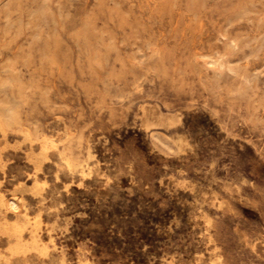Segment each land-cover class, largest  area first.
<instances>
[{"label": "rangeland", "instance_id": "obj_1", "mask_svg": "<svg viewBox=\"0 0 264 264\" xmlns=\"http://www.w3.org/2000/svg\"><path fill=\"white\" fill-rule=\"evenodd\" d=\"M0 107V264H264V0H0Z\"/></svg>", "mask_w": 264, "mask_h": 264}, {"label": "bare ground", "instance_id": "obj_2", "mask_svg": "<svg viewBox=\"0 0 264 264\" xmlns=\"http://www.w3.org/2000/svg\"><path fill=\"white\" fill-rule=\"evenodd\" d=\"M19 29H20V28H19ZM210 63H211V62H210ZM16 90H17V89H16ZM119 97H120V96H119ZM8 103H9V102H8ZM132 103H133V102H132ZM1 104H3V103L1 102ZM143 104H144V103H143ZM143 104H142V105H143ZM6 105H7V104H6ZM9 105H10V107H11L12 103H11V104H8V107H9ZM13 105H14V104H13ZM16 105H17V104H16ZM16 105H15V106H16ZM4 106H5V105H4ZM17 106H18V105H17ZM17 106H16V107H17ZM13 107H14V106H12V108H13ZM14 108H15V107H14ZM0 109H2V108L0 107ZM4 109H5V108H4ZM7 110H8V109H7ZM2 111H4V110H2ZM9 111H10V109H9ZM9 111H8V112H9ZM4 112H5V111H4ZM4 112H3V113H4ZM8 112H7V114H8ZM126 112H127V111H126ZM9 114H10V113H9ZM0 115H1V113H0ZM2 115H3V114H2ZM2 115H1V117H2ZM6 116H7V115H6ZM11 116H12V115H11ZM12 117L14 118V115H13ZM4 118H5V116H4ZM6 118L8 119V117H6ZM9 118H10V117H9ZM16 118L19 119L20 117H19V118L16 117ZM2 119H3V117H2ZM143 119H144V118H143ZM143 119H142V120H143ZM10 120H11V119H10ZM13 120H15V119H12V122H13ZM20 120H21V119H20ZM3 122H6V121H3ZM19 122L21 123V121H19ZM14 123H15V121H14ZM139 123H140V122H139ZM2 124H3V123H2ZM5 125L8 126V125H11V123L9 122V123L7 124V122H6ZM13 125H17V124L15 123V124H13ZM0 126H1V125H0ZM19 126H20V125H19ZM6 128H7V127H6ZM34 128H35V127H34ZM34 128L32 129L33 131L35 130ZM18 130H19V129H18ZM0 132H1V130H0ZM29 132H30V131H29ZM66 132H67V131H66ZM2 133H3V132H2ZM19 133H20V132H19ZM34 133H35V132H34ZM35 134H37V133H35ZM23 135H25V134H23ZM26 135H27V133H26ZM26 135H25V136H26ZM39 135H40V134H39ZM39 135H38V136H39ZM55 135H56V134H55ZM21 136H22V135H21ZM27 136H28V135H27ZM22 137H23V136H22ZM52 137H53V136H52ZM54 138H55V137H54ZM26 139H28V137H27ZM46 139H48V138H46ZM46 139L43 140V137H42V140H43V141L41 140V141H42L41 143L45 142ZM177 139H179V138H177ZM22 140L24 141V139H22ZM47 141L49 142V140H47ZM52 141H53V140H52ZM177 141H178V140H177ZM27 142H28V141H27ZM31 142H32V141H31ZM34 142H36V140H35ZM32 143H33V142H32ZM45 143H47V142H45ZM53 143H54V141H53ZM53 143L51 142L50 145L53 144ZM184 143H185V142H184ZM21 144H22V143H21ZM28 144H29V142H28ZM178 144H180V143L178 142ZM178 144H177V146H178ZM53 145H54V144H53ZM39 146H41V145H39ZM43 146H44V147H43ZM43 146H42V148H45V145H43ZM51 146H52V145H51ZM185 146H186V145H185ZM46 147H47V146H46ZM40 148H41V147H40ZM48 148L50 149V146H49ZM52 148H55V147L52 146ZM38 149H39V148H38ZM49 149H48V150H49ZM0 150H1V148H0ZM44 150H47V149L45 148ZM44 150H43V151H44ZM40 151H41V150H40ZM46 153H47V152H46ZM61 156H62V155H61ZM29 157H31V155H30ZM58 157H60L59 154H58ZM31 158H32V157H31ZM29 159H30V158H29ZM36 159H37V158H36ZM46 159H47V158H45V160H46ZM60 159H61V158H60ZM39 160H40V159H39ZM47 160H48V159H47ZM48 161H49V160H48ZM2 162H3V161H2ZM65 162H66V161H65ZM67 164H68V163H67ZM67 164H66V165H67ZM42 165H43V163H42ZM78 166H79V165H78ZM78 166H77V167H78ZM67 167H70L69 164H68ZM79 167H80V166H79ZM34 168H35V167H34ZM73 168H74V167H73ZM73 168H72V169H73ZM84 168H85V167H84ZM87 168H88V167H87ZM82 169H83V168H82ZM36 170H37V169H36ZM67 170H68V168H67ZM80 170H81V169H80ZM3 171H4V170H3ZM68 171H70V170H68ZM81 171H82V170H81ZM81 171H80V172H81ZM82 173H83V172H81V174H82ZM86 173H87V172H86ZM78 174H79V173H78ZM81 174H80V175H81ZM87 174H89V172H88ZM84 176H85V175H84ZM88 176H89V175H88ZM88 176H87V177H88ZM27 177H28V176H27ZM81 177H83V176H81ZM87 177H86V178H87ZM45 183H46V182H42L41 184L44 185ZM76 183H77V182H76ZM18 184H19V183H18ZM35 184H36V182H35ZM33 185H34V184H33ZM33 185H32V186H33ZM43 185H42V186H43ZM17 186H19V185H17ZM21 186H22V185H21ZM37 186H38V185H37ZM37 186H36V188H38ZM45 186H46V185H45ZM79 186H80V185H79ZM28 187H29V186H28ZM30 187H31V186H30ZM30 187H29V189H30ZM40 187H41V186H40ZM40 187H39V188H40ZM41 188H42V187H41ZM31 189H32V188H31ZM34 189H35V186H34ZM35 190H36V189H35ZM39 190H40V189H39ZM65 190H66V189H65ZM29 191H31V190H29ZM33 191H34V190H33ZM0 194H1V193H0ZM0 200H1V198H0ZM0 202H1V201H0ZM2 202H3V201H2ZM0 204H1V203H0ZM2 204H3V203H2ZM2 204H1V205H2ZM4 207H5V205H4ZM8 207H9L10 209H16L17 205H16L15 202H10V204L8 205ZM5 208H6V207H5ZM1 209H2V208H1ZM6 209H8V208H6ZM4 210H5V209H4ZM8 211H9V210H8ZM24 212H25V211H24ZM24 212H23V213H24ZM26 212H27V210H26ZM3 214H4V213H3ZM24 214H25V213H24ZM0 215H1V214H0ZM20 216H21V215H20ZM23 216H24V215H23ZM31 216H32V215H31ZM4 217H5V216H4ZM4 217H3V218H4ZM24 217L26 218V216H24ZM24 217H23V218H24ZM34 217H36V216H34ZM14 218H16V217H14ZM14 218H13V219H14ZM23 218H22V219H23ZM27 218H28V217H27ZM4 219H5V218H4ZM19 219H20V218H19ZM34 219H35V218H34ZM37 219H39V217H38V218L36 217V221H37ZM20 220H21V219H20ZM20 220H19V221H20ZM30 220H31V219H30ZM30 220H29V221H30ZM41 220H42V219H41ZM2 221H3V220H2ZM17 221H18L17 219L14 221V224H13V225H15V227H16V225L20 226V225L18 224ZM26 221H27V220H26ZM26 221H23V223H24V222L26 223ZM29 221H27V222H29ZM34 221H35V220H34ZM7 222H8V221H7ZM16 222H17V224H15ZM37 222H38V221H37ZM1 223H2V222H1ZM3 223H5V221H4ZM3 223H2V224H3ZM21 223H22V222H21ZM32 223H35V222H32ZM38 223H39V222H38ZM35 224H37V223H35ZM4 225H5V224H4ZM6 225H7V224H6ZM27 225H28V224H27ZM0 226H2V225H0ZM8 226H9V225H8ZM10 226H12V223H11ZM46 226H47V224H46ZM15 227H14V228H15ZM34 227H35V226H34ZM2 228H3V226H2ZM4 228H5V227H4ZM14 228L12 227L11 229H12V233H14V231H15V233L13 234V236L15 235V238L13 237V238L15 239V242L13 241L14 243L12 244V246H10V247L8 248V249H9V252H10L11 254H16V255H17V254H20V255L22 254V255L24 256V255H25L27 252H29L31 249H34V248H35V247H34L35 245H39L35 239L33 240V237H32L33 242H32V244H31L30 246H29L28 244H25L24 241H22V239H21V229H20V227H16L15 230H14ZM28 228H29V227H28ZM35 228H36V227H35ZM30 229H31V228H30ZM41 229H43V227H41ZM13 230H14V231H13ZM26 230H27V229H26ZM46 230H47V229H46ZM48 230H49V229H48ZM4 231H5V229H4ZM35 231H36V230H35ZM37 231H38V230H37ZM5 232H6V231H5ZM10 232H11V231H10ZM27 232H28V231H27ZM43 232H44V230H43ZM46 232H47V231H46ZM22 233H23V231H22ZM35 233H36V232H35ZM48 234H49V233H48ZM48 234H47V236H50V235H48ZM7 235H8V233H7ZM22 235H23V234H22ZM43 235H44V234H43ZM10 236H11V235H10ZM10 236H9V238H10ZM26 236H27V235H26ZM32 236H33V235H32ZM5 237H6V235H5ZM55 237H56V236H55ZM6 238H7V237H6ZM23 238H24V237H23ZM26 238H28V237H26ZM36 238H37V237H36ZM24 239H25V238H24ZM28 239H29V238H28ZM30 239H31V238H30ZM44 239H45V238H44ZM50 239H51V238H50ZM7 240H8V239H7ZM29 241H30V240H29ZM49 241H50V240H49ZM49 241H48V242H49ZM25 242H26V241H25ZM30 243H31V242H30ZM52 244H53V243H52ZM10 245H11V244H10ZM45 245H46V244H45ZM41 246H43V245H41ZM43 247H44V246H43ZM53 247H54V246H53ZM53 247H52V248H53ZM5 248H6V246H5ZM40 248H42V247H40ZM40 248H39V249H40ZM43 249H45V248H43ZM53 249H54V248H53ZM40 250H41V249H40ZM49 250H50V249H49ZM49 250H48V251H49ZM51 250H52V249H51ZM34 251H35V250H34ZM43 251H44V250H43ZM45 251H47V250L45 249ZM6 252H8V251H6ZM36 252H37V251H36ZM39 252H40V251H39ZM10 253H9V255H10ZM29 253H30V252H29ZM44 253H45V252H44ZM44 253H43V254H44ZM46 253H47V252H46ZM46 253H45V255H46ZM27 254H28V253H27ZM30 254H31V253H30ZM30 254H29V255H30ZM41 254H42V253H41ZM41 254L39 253L40 256H41ZM43 254H42V255H43ZM48 254H49V253H47V255H48ZM51 254H52V253H51ZM20 255H19V256H20ZM37 255H38V254H36L35 256H37ZM45 255H44V256H45ZM0 256H2V255H0ZM4 256H5V255H4ZM23 256H21V257H23ZM25 256H26V255H25ZM62 256H63V255H62ZM2 257H3V256H2ZM7 257H8V256H7ZM26 257H27V256H26ZM42 257H43V256H42ZM0 258H1V257H0ZM0 260H1V259H0ZM2 261H3V260H2ZM5 261H6V262H7V261L10 262V261L7 260V259H6ZM5 261H3V262H5ZM41 261H42V260H41ZM44 261H45V260H44ZM85 261H86V260H85ZM8 262H7V263H8ZM23 262H24V261H23ZM86 262H87V261H86ZM82 263H83V262H82ZM5 264H6V263H5ZM8 264H9V263H8ZM60 264H61V263H60Z\"/></svg>", "mask_w": 264, "mask_h": 264}, {"label": "crops", "instance_id": "obj_3", "mask_svg": "<svg viewBox=\"0 0 264 264\" xmlns=\"http://www.w3.org/2000/svg\"><path fill=\"white\" fill-rule=\"evenodd\" d=\"M13 202H15V201H13ZM16 205H17V203H16Z\"/></svg>", "mask_w": 264, "mask_h": 264}]
</instances>
